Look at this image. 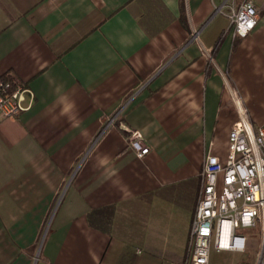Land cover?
I'll use <instances>...</instances> for the list:
<instances>
[{"label": "crops", "instance_id": "1", "mask_svg": "<svg viewBox=\"0 0 264 264\" xmlns=\"http://www.w3.org/2000/svg\"><path fill=\"white\" fill-rule=\"evenodd\" d=\"M253 1L241 36L240 0H0V76L35 94L0 120V264H183L207 152L264 121Z\"/></svg>", "mask_w": 264, "mask_h": 264}, {"label": "built area", "instance_id": "2", "mask_svg": "<svg viewBox=\"0 0 264 264\" xmlns=\"http://www.w3.org/2000/svg\"><path fill=\"white\" fill-rule=\"evenodd\" d=\"M228 7L234 34L243 36L254 28L258 12L253 0H240L236 7ZM34 99L30 86L14 74L0 76V120L29 109ZM136 136L132 131L127 141L142 156L149 147ZM248 227H258L261 237L256 264H264V121L253 123L246 108L239 106L225 154L209 151L203 160L183 264H211V249L244 251L247 236L241 230Z\"/></svg>", "mask_w": 264, "mask_h": 264}, {"label": "rangeland", "instance_id": "3", "mask_svg": "<svg viewBox=\"0 0 264 264\" xmlns=\"http://www.w3.org/2000/svg\"><path fill=\"white\" fill-rule=\"evenodd\" d=\"M247 236L244 251L234 252L228 250L210 251L211 264H256L260 251V233L258 227H248L241 230Z\"/></svg>", "mask_w": 264, "mask_h": 264}]
</instances>
